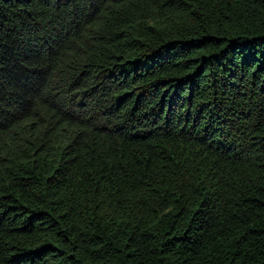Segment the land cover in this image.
<instances>
[{
  "label": "trees",
  "instance_id": "trees-1",
  "mask_svg": "<svg viewBox=\"0 0 264 264\" xmlns=\"http://www.w3.org/2000/svg\"><path fill=\"white\" fill-rule=\"evenodd\" d=\"M0 264H264V0H0Z\"/></svg>",
  "mask_w": 264,
  "mask_h": 264
},
{
  "label": "clouds",
  "instance_id": "clouds-1",
  "mask_svg": "<svg viewBox=\"0 0 264 264\" xmlns=\"http://www.w3.org/2000/svg\"><path fill=\"white\" fill-rule=\"evenodd\" d=\"M27 122H28V124L27 123H24V128H26L25 129V132H28L29 131V126H30L31 120H29ZM77 128H78L77 125H70L69 127H65V129L63 131H60L59 133H57L55 135H48L46 137H43V140H40L39 139L36 146L39 145V142L40 141H41V146H40V150H39V153H38V156H37V162L36 163L38 164V162L40 163L42 161L41 162L42 163L41 165H43L44 161H46V160L47 161H54L55 162V161L60 160V158H62L63 156L65 157V152L67 151V154H68L70 151H72L74 149V147H75V145L77 143V138H78V134L77 133L79 132V128L78 129ZM69 130H74V132H73L74 133L73 142L66 145L59 138L61 136H63ZM29 133H30V131L28 132L27 137L30 136ZM59 134H61V135L58 136ZM54 136H58V138H57L58 140L56 142H55V139L54 140L51 139ZM27 137H26V140H27ZM30 137H31L30 140L31 139L34 140L36 138L34 136H30ZM63 138L64 137H62V140H63ZM63 145H66V146L65 147H62ZM61 149H64L63 150L64 152L61 155V157L55 156L53 158V155H58L61 152ZM58 151H59V153H57ZM51 152L52 153H56V154H51ZM44 154L47 155V157L43 159L42 156H44ZM48 154H49V156H48ZM51 158H53V159L50 160Z\"/></svg>",
  "mask_w": 264,
  "mask_h": 264
},
{
  "label": "rangeland",
  "instance_id": "rangeland-1",
  "mask_svg": "<svg viewBox=\"0 0 264 264\" xmlns=\"http://www.w3.org/2000/svg\"><path fill=\"white\" fill-rule=\"evenodd\" d=\"M74 130H69V131H67L63 136H61L59 139H61V141L64 143V144H70V143H72L73 142V136H74ZM61 134H59L58 136H60ZM58 136H54L53 138H51V139H55V142L58 140L57 138H58ZM62 137H64L63 138V140H62ZM66 145H63L62 147H65ZM64 149H61V152L59 153V151L57 152V153H59L58 155H53V158L55 157V156H57V157H61V155L63 154V151ZM47 153V152H46ZM51 154H56V153H52L51 152ZM66 154H67V151L65 152V156H66ZM48 156H49V154H48ZM47 157V155H45L44 154V156H42V158L44 159V158H46ZM53 158H51L50 160H52Z\"/></svg>",
  "mask_w": 264,
  "mask_h": 264
}]
</instances>
